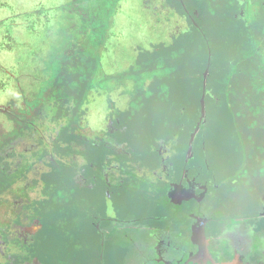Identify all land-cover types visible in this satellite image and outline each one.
Instances as JSON below:
<instances>
[{
	"label": "flooded vegetation",
	"instance_id": "obj_1",
	"mask_svg": "<svg viewBox=\"0 0 264 264\" xmlns=\"http://www.w3.org/2000/svg\"><path fill=\"white\" fill-rule=\"evenodd\" d=\"M229 4L237 26L250 29L256 15H264V0ZM187 17L179 34L196 27L211 46L208 19L197 9ZM219 24L222 30L232 25L225 17ZM250 32L240 57L227 51L219 63L206 47L196 111L183 100L175 110L177 98L164 79L114 75L103 78L102 89H86L79 114L67 123L46 110L28 116L16 100L7 105L13 118L0 136V264H264V181L245 176L248 158L228 170L226 157L209 159L200 138L207 132V108L196 132L202 94L205 103L208 94L220 101L211 82L222 88L227 65L235 71L225 85L235 74L249 80L254 69V85H264V41L254 43ZM138 85L152 88L151 94L143 97ZM132 103L149 111L140 114ZM163 106L171 109L163 113ZM151 119L156 131L146 133L149 141L140 147L135 140L149 130L141 124ZM168 130L179 134L167 136ZM62 187L64 197L57 193Z\"/></svg>",
	"mask_w": 264,
	"mask_h": 264
},
{
	"label": "rangeland",
	"instance_id": "obj_2",
	"mask_svg": "<svg viewBox=\"0 0 264 264\" xmlns=\"http://www.w3.org/2000/svg\"><path fill=\"white\" fill-rule=\"evenodd\" d=\"M11 2L18 11H26L32 7L33 0H11ZM169 2L186 15L189 11L195 12V9L201 11L202 16L208 19V25L212 30V32L209 33L211 46L207 45L203 35L193 26L194 28L192 31L185 30L180 33V36L178 35L179 37L177 38L176 44L156 47L154 42H157L160 33H164L167 30L166 27L162 28L158 26L155 29H153V27H148V29H146L150 23V18L147 19L143 28L139 25L132 24L129 19L123 18V21L127 24L128 34H131V37L126 41L123 39L121 40L122 42L119 44V50H122L123 47L130 50L131 46H133L136 48V53L133 56L120 52L117 53L121 71L116 73L115 76H130L137 78L158 77L164 79L165 82L172 84L168 93H170L172 89L173 97L176 96L177 98V101H172L173 103L171 106L176 110L178 106L177 102L183 100L184 104L187 105L191 111H196L197 101L195 100L194 94L202 90L201 78H199L201 71H197L203 69L205 66L207 59L206 47H212L211 49L214 51V56L219 63L225 60V52L227 51L233 52L236 58L240 57L245 43L250 39V31L252 29H254L256 35L254 38L251 37V40L253 39V42L256 44L264 41V15H260L262 12L260 11L256 15L257 18L251 21V28L249 29L242 23L240 26H237L239 21L231 14L229 0H169ZM134 3H136V8L134 11L132 9V11L134 15L140 19V16L143 15V11L137 7L138 4L136 1ZM258 6L259 4L256 3L253 7L258 8ZM262 9L264 12V7H262ZM4 13V10H0V16ZM230 15L232 17H230ZM223 17H225L227 23L233 25L232 30L230 29L232 25H225V30L221 29L219 22L222 21ZM119 18L121 19V17ZM229 20L234 22L231 23ZM35 48L36 50L31 52L19 50L20 52L18 54L22 55L21 60L17 61L20 72H18L17 77L12 80H16L17 83L20 82L19 85L24 92H26V96H28L25 107L32 105L31 99L35 100L38 99V97L41 99L43 96L45 98L49 96V98L52 97L51 100L54 101L57 99V95L59 98L64 99L66 103H69L70 108L67 112H62L59 115L61 118L60 120L67 123L68 120L75 115H71L73 112L76 111V115L79 114L78 111L81 108V99L88 87L92 86L93 90H96L98 88L102 89L105 87L104 85L107 84V79L103 78L108 76H105L103 70L100 69V47L94 48V54L88 62L83 64L79 70L70 74L68 77H58L54 74L55 71H57V63L53 62V51L55 49L56 53L58 50L56 47L45 44L42 45L41 42H38ZM110 58V60L113 59L112 56H110ZM232 66L233 64L227 65V71L221 75V83H223V85H220V87H222L221 89L217 88L215 84L211 82L215 93L214 96L218 95L221 99L220 101L217 100V102H214L208 94V102L206 103V108L209 111V113L207 111L208 127L204 128V130L207 131L206 135L200 134V138L206 141V151L211 161H213L215 157L218 158L220 162L222 158L226 157L227 160H224V164H226L225 168L228 170L230 166L233 168L240 160L248 158L246 162L248 167H246L245 172L243 171L245 176L247 175L250 179L252 176L257 177L259 175L258 179L260 180L262 178L264 181V136L262 135V129L264 128V85H259V87L254 85L252 77L257 74L258 70L256 69L253 70V75L249 80L245 78V74L242 76L241 74L240 76L239 74H235L232 83L225 85L228 75L229 79L230 76L234 77L233 69H231ZM180 82L183 84L181 87L178 86ZM187 82H189L188 85H186ZM230 82L231 81L228 83ZM53 83L58 84L57 88L59 91L56 90L52 92L48 89L49 86L55 87L54 85H50ZM46 85H48V87ZM184 85L190 86V89H184ZM136 89L137 92L142 93L143 97H148L152 92V88H147V85H140L136 87ZM48 90L52 93L46 96ZM5 97L9 99L10 94L0 95V99H5ZM34 105H36V103H34L33 106ZM132 106L133 109H137L140 114L149 111L143 104L141 108L144 112L140 110L137 104L132 103ZM153 109L154 108L150 111V114L153 112ZM161 109L164 111L163 113H165L168 112L171 107L163 106ZM31 111L29 110L28 116ZM66 113L69 114V117L67 116L68 118L65 117ZM163 113L160 112L159 115ZM210 116L214 117V119H210ZM9 118H13L11 113L0 112V136L2 133V136L5 137V134H3L5 130L4 124ZM142 119L147 120L149 118H143L142 116ZM173 120L176 125L178 119L174 117ZM153 123L154 119H151L150 122H142L141 126L143 128L149 127V130L147 132H144V130L141 131L140 138H137L134 142L136 145L143 147L145 141L147 144L149 140L146 139V133L150 132V134H153L156 131L155 127L151 128L150 126ZM1 126L4 128L1 129ZM136 127H139V124H137ZM151 129L155 130L151 132ZM180 130L181 129H179V131ZM178 134L176 130H168L166 135L176 138ZM187 135L188 132L186 130L182 131V137H186ZM150 137L154 138L152 135H150ZM147 148L148 147H146V149ZM257 156H260V161H255ZM253 163H259L260 167ZM251 164L254 166H250ZM237 168L239 167L236 166V169ZM64 189L65 188L62 187L57 192L61 197H64V193L62 192ZM42 205H44V203H42Z\"/></svg>",
	"mask_w": 264,
	"mask_h": 264
},
{
	"label": "trees",
	"instance_id": "obj_3",
	"mask_svg": "<svg viewBox=\"0 0 264 264\" xmlns=\"http://www.w3.org/2000/svg\"><path fill=\"white\" fill-rule=\"evenodd\" d=\"M135 1L143 11L140 19L133 13ZM0 10L5 11L0 16V95L10 94L9 99H0V105L7 107L16 100L27 112L43 109L54 114L58 118L57 123L62 122L59 114L70 108L69 103L57 95L54 101L49 98L48 94L59 91L58 84H50L55 87L46 85L52 91L46 92L48 97L31 99L32 105L25 107L28 96H23L26 92L20 82L12 80L20 72L17 61L22 55L18 54L19 50L35 51L38 42L56 47L58 50L56 53L55 49L53 51V62L57 63V71L54 74L68 77L88 62L94 48L100 47V69L105 76H115L121 71L117 53L131 56L136 53L133 46L130 50L125 47L119 50L121 40L131 37L123 18L142 28L150 18L146 29L166 27L167 30L160 33L157 42H154L156 47L176 44L181 35L178 31L187 26L189 20L169 0H33L32 7L26 11H18L11 0H0ZM34 103L36 105L33 106ZM0 112L6 113L4 110Z\"/></svg>",
	"mask_w": 264,
	"mask_h": 264
},
{
	"label": "water",
	"instance_id": "obj_4",
	"mask_svg": "<svg viewBox=\"0 0 264 264\" xmlns=\"http://www.w3.org/2000/svg\"><path fill=\"white\" fill-rule=\"evenodd\" d=\"M208 72H209V68L206 69L205 74H204V87L207 84V74H208ZM201 104H202V118H201V121H200V123L198 124V126L196 128V132L200 129L201 124L203 123V120L205 119V116H206L205 91L203 92L202 97H201ZM0 110H7L8 111V108L6 106L0 105Z\"/></svg>",
	"mask_w": 264,
	"mask_h": 264
}]
</instances>
